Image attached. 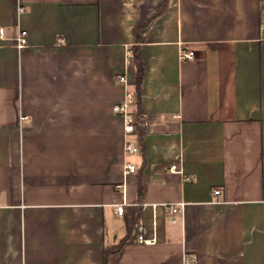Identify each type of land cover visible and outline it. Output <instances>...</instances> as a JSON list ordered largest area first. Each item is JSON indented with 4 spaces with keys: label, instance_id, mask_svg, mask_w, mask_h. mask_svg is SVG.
I'll return each mask as SVG.
<instances>
[{
    "label": "crops",
    "instance_id": "crops-1",
    "mask_svg": "<svg viewBox=\"0 0 264 264\" xmlns=\"http://www.w3.org/2000/svg\"><path fill=\"white\" fill-rule=\"evenodd\" d=\"M262 26L264 0H0V264H104L127 236L107 264H264ZM133 46L144 155L113 111Z\"/></svg>",
    "mask_w": 264,
    "mask_h": 264
},
{
    "label": "built area",
    "instance_id": "built-area-1",
    "mask_svg": "<svg viewBox=\"0 0 264 264\" xmlns=\"http://www.w3.org/2000/svg\"><path fill=\"white\" fill-rule=\"evenodd\" d=\"M22 11V9H21ZM262 32L264 33V26H262L261 28ZM4 34V29H0V36H2ZM28 45V32L25 30H22L17 38V46L19 48H24ZM181 58L184 60H188V61H193L195 60L196 56L195 53L193 51H183L181 53ZM116 81L119 84L122 85H126L127 84V80L126 77L124 75H118L116 77ZM133 106H134V95L131 92V90H127L126 92V96H125V100L120 103V104H116L113 107V111L118 114L121 115L123 117L124 120V131L126 135H131V134H135L137 132V126L140 124V118L134 113L133 110ZM125 150L127 153H137L138 152V148L135 146H132L130 143H126L125 145ZM177 169L176 165H172L170 170L171 171H175ZM136 172V168L135 166L131 165V164H127L125 167V173H135ZM213 195L215 197H218L221 195V190L220 189H215L213 191ZM181 206H169L168 209L172 212L173 215H178L181 214L182 210H181ZM124 211V208L122 206L117 207V213L122 215ZM175 219H173L172 221H174ZM138 232L140 233L138 236V241L140 243H151L153 240H148L144 237L143 233V226L140 225L138 227ZM183 264H198L197 261L195 260H185L183 262Z\"/></svg>",
    "mask_w": 264,
    "mask_h": 264
},
{
    "label": "trees",
    "instance_id": "trees-1",
    "mask_svg": "<svg viewBox=\"0 0 264 264\" xmlns=\"http://www.w3.org/2000/svg\"><path fill=\"white\" fill-rule=\"evenodd\" d=\"M135 35H136V29L134 30ZM132 57L134 58L136 67H137V81L133 87V89H131V92L134 95V106H133V110L134 113L140 118V124L137 126V132L136 135L138 137V141H139V147H140V152L144 155V147H143V138L145 135V128H144V114L142 112L141 109V93H140V89H141V84L143 82L144 79V74H145V66L143 61L141 60V56L139 53V48L138 46H133L132 48ZM142 177L139 179V197L142 196ZM139 205L141 206V202L139 201ZM141 214V210H139L138 212V216H140ZM138 229V228H137ZM131 233V228L129 230V234ZM129 242V237L127 236L126 238H124L117 246L112 247L111 249H105L104 250V264H107V259L108 256L113 253V252H117L118 250H120L122 248V246H124L126 243Z\"/></svg>",
    "mask_w": 264,
    "mask_h": 264
}]
</instances>
